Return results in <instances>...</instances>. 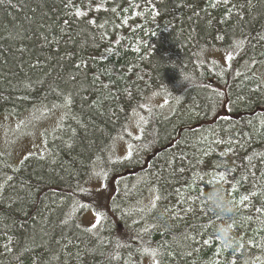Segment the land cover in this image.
<instances>
[{
	"label": "trees",
	"instance_id": "obj_1",
	"mask_svg": "<svg viewBox=\"0 0 264 264\" xmlns=\"http://www.w3.org/2000/svg\"><path fill=\"white\" fill-rule=\"evenodd\" d=\"M263 68L264 0H0V115L64 111L44 154L0 149V264H139L141 244L156 264H264ZM106 172L118 194L88 227L81 203Z\"/></svg>",
	"mask_w": 264,
	"mask_h": 264
},
{
	"label": "rangeland",
	"instance_id": "obj_2",
	"mask_svg": "<svg viewBox=\"0 0 264 264\" xmlns=\"http://www.w3.org/2000/svg\"><path fill=\"white\" fill-rule=\"evenodd\" d=\"M233 49H213L205 53L207 62L214 60L223 66L229 65L227 59L229 55L233 57ZM261 76L264 78V68ZM163 102L162 97L152 96L148 99V107L159 105ZM64 111L59 106L45 107L36 105L19 114L2 113L0 115V149L9 154L13 163L19 162L27 154H44L46 152L45 133L59 126ZM139 123L137 117H133L127 128L128 137H119L115 140L111 155L115 158H123L130 152V140L136 139L139 135ZM106 172L99 176H93L89 182L87 198L81 206L78 219L84 225L92 227L99 215L108 210V204L111 198L118 194L117 177ZM139 205H149L154 201V191L146 190L142 196L132 198ZM142 212L137 209L133 217L141 215ZM117 234L121 242H128L134 239V234L124 228L120 223L117 226ZM140 248L145 251L141 256L139 264H156L155 256L144 246Z\"/></svg>",
	"mask_w": 264,
	"mask_h": 264
},
{
	"label": "clouds",
	"instance_id": "obj_3",
	"mask_svg": "<svg viewBox=\"0 0 264 264\" xmlns=\"http://www.w3.org/2000/svg\"><path fill=\"white\" fill-rule=\"evenodd\" d=\"M209 203L213 210L222 216H227L233 212L231 202L224 197L221 190H214L211 193ZM230 228V225L221 226L218 228V234L226 239V234L230 231Z\"/></svg>",
	"mask_w": 264,
	"mask_h": 264
},
{
	"label": "snow or ice",
	"instance_id": "obj_4",
	"mask_svg": "<svg viewBox=\"0 0 264 264\" xmlns=\"http://www.w3.org/2000/svg\"><path fill=\"white\" fill-rule=\"evenodd\" d=\"M225 2H226V0H225ZM213 6H215V5H213ZM227 59L231 60V59H232L231 55H229V56L227 57ZM244 199H247V197H245ZM98 220H99V217H97V221H98ZM93 226H95V225H93Z\"/></svg>",
	"mask_w": 264,
	"mask_h": 264
}]
</instances>
